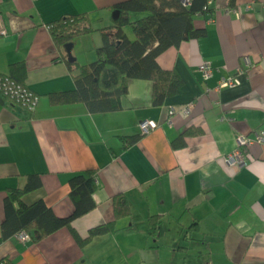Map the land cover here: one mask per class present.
I'll list each match as a JSON object with an SVG mask.
<instances>
[{
  "label": "crops",
  "instance_id": "obj_1",
  "mask_svg": "<svg viewBox=\"0 0 264 264\" xmlns=\"http://www.w3.org/2000/svg\"><path fill=\"white\" fill-rule=\"evenodd\" d=\"M124 1L0 0V76H11L39 96L34 112L0 99V236L8 190L23 189L32 174L40 176L41 187L25 194L23 202L43 200L66 217L74 211L70 179L95 170L96 207L74 219L72 227L86 238L91 228L114 224V231L84 246L68 227L38 242L16 234L0 242V259L264 264V145L251 146L242 167L225 159L240 134L264 130V0L208 1L210 11L194 21L204 35L157 58L184 80L161 105L153 104V82L138 78L129 80L116 111L92 112L85 102L51 103V93L75 89L67 60L85 65L97 59L102 30L118 17L112 8ZM83 13L93 31L58 47L49 24ZM141 16L131 13L132 20ZM124 30L135 39L130 26ZM206 61L214 68L208 80L199 69ZM238 68L243 69L240 84L219 88ZM187 104L192 108L186 114L181 109ZM145 119L159 126L141 135L139 123ZM132 136L137 141L127 145ZM117 195L127 203L128 215L116 217ZM151 216L161 218L154 234H149Z\"/></svg>",
  "mask_w": 264,
  "mask_h": 264
},
{
  "label": "trees",
  "instance_id": "obj_2",
  "mask_svg": "<svg viewBox=\"0 0 264 264\" xmlns=\"http://www.w3.org/2000/svg\"><path fill=\"white\" fill-rule=\"evenodd\" d=\"M209 0H126L112 9L118 13L114 26L102 30L103 45L97 49V59L80 65L67 60L73 71L75 89L49 95L53 104L85 102L92 112H111L122 108V99L128 93L132 78L153 82V104L161 105L168 96L178 93L184 80L176 70L163 69L157 58L170 47L183 41L199 38L204 31L195 27V18L210 11ZM131 13L142 14L132 20ZM130 26L135 39H130L124 27ZM49 29L58 47H66L76 37L93 31L87 14H69L51 22ZM8 98L0 92V99ZM2 100V99H1ZM191 132V131H190ZM186 131L185 134L190 133ZM138 136L126 138L127 145L135 143ZM180 144V143H179ZM41 187L37 174L28 176L23 189H9L4 202V219L1 224L0 242L20 233H27L38 242L59 229L68 227L80 245L94 237L114 231V224L93 227L86 238H80L72 227L74 219L96 207L93 194L97 189L96 171L88 170L70 179V197L74 211L66 217L58 216L40 200L31 205L23 196ZM122 196H115L116 217L130 213ZM159 216L149 218V234H154L161 223ZM0 264H14L9 257Z\"/></svg>",
  "mask_w": 264,
  "mask_h": 264
},
{
  "label": "built area",
  "instance_id": "obj_3",
  "mask_svg": "<svg viewBox=\"0 0 264 264\" xmlns=\"http://www.w3.org/2000/svg\"><path fill=\"white\" fill-rule=\"evenodd\" d=\"M185 4H188L190 0H183ZM238 12V10H231L229 12ZM1 34H6L5 30L1 31ZM246 63L249 64V59L246 58ZM203 78L208 80L213 74V66L210 62H204L199 67ZM243 73V69L238 68L234 76L227 79H223L220 83L219 88L236 86L240 84L239 75ZM0 92L3 93L10 99L12 102L22 105L27 108L29 111L34 112L36 109L39 96L32 91L28 86L16 81L9 75L0 76ZM192 104H187L182 107L181 111L184 113H189L191 111ZM175 113V110H172L170 114ZM159 124L151 119H145L139 123V129L141 135H147L153 132ZM255 144L264 145V130H260L250 136L247 134H240L237 138V147L236 149L226 156V162L230 166L242 167L244 166L249 158V149ZM18 236L22 239H29L30 236L25 232L18 233Z\"/></svg>",
  "mask_w": 264,
  "mask_h": 264
}]
</instances>
